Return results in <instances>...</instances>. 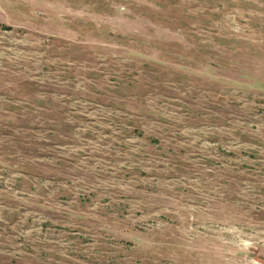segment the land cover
<instances>
[{
    "label": "rangeland",
    "instance_id": "obj_1",
    "mask_svg": "<svg viewBox=\"0 0 264 264\" xmlns=\"http://www.w3.org/2000/svg\"><path fill=\"white\" fill-rule=\"evenodd\" d=\"M0 264H264V0H0Z\"/></svg>",
    "mask_w": 264,
    "mask_h": 264
}]
</instances>
